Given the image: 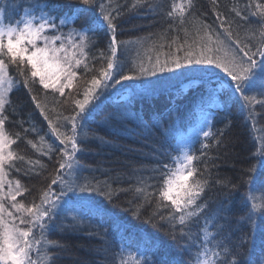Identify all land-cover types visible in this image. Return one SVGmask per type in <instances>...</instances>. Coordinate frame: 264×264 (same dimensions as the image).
Returning <instances> with one entry per match:
<instances>
[{
	"label": "trees",
	"instance_id": "obj_1",
	"mask_svg": "<svg viewBox=\"0 0 264 264\" xmlns=\"http://www.w3.org/2000/svg\"><path fill=\"white\" fill-rule=\"evenodd\" d=\"M37 2L0 0V8L7 4L6 16L14 22ZM47 3L49 8L57 6L53 13L56 16L71 13L82 6L75 0H47ZM98 3H107V0H98ZM132 3L133 0H111L110 7L119 6L120 12L114 21L117 41L151 38L157 44H164L163 49H158L164 58L173 37L180 36V43H183L184 33L179 31L181 27L193 32L194 19L204 21L211 25L212 30L222 32L216 13L234 22L235 27L244 24L233 11L236 9L241 15L249 17L248 24L256 26L258 18L250 13L256 11V4L264 5V0H193V7L183 26L178 19L166 15L172 0H151L154 6L151 11L147 5L131 8ZM156 5L160 7L156 8ZM96 12V6H91L72 25L77 29L90 28ZM240 31V38L243 39V28ZM161 34L164 35L163 40L160 39ZM89 36L92 43L85 49L88 56L84 60L88 67L85 69L82 64L76 68L77 77L73 86L65 88L63 95L55 89L45 90L38 83H32V91H29L15 68L9 65V75L19 83L9 93L11 104L6 106L8 121L5 127L13 139L14 134H19L20 138L11 149L24 159L15 161L19 171L10 170L8 179L19 180L28 189L20 196L26 204L39 202L41 191L50 184L59 168L63 159L61 149L64 147L51 134L50 126L32 96L35 95L45 105L50 118L55 119L57 113L65 117L74 113L73 101L83 98L82 93L92 76H98L99 69L106 66L100 53L108 54L109 34L97 30L90 32ZM175 47L171 45V50L175 51ZM136 51L135 43L128 45L126 50L120 48L118 55L126 68L131 66L130 61L135 59ZM177 54L183 55V52ZM208 68H212V73L203 71ZM191 80L193 83L184 89L182 84ZM229 80L226 73L214 66L185 65L173 72L122 81L100 90L99 99L88 106L91 115L86 113L87 118L82 122L81 131L87 138L83 142L77 140L82 151L76 153L74 175L80 182L107 180L113 190V199L108 201L98 193L85 194L92 197L101 212L86 219L75 230L67 227L72 223L70 218L65 219L63 214L55 218L54 227L47 233L48 239L62 245L48 249L55 257L54 264H120L119 254L122 251L125 257L131 252L149 264L152 260L155 264H161L165 257L175 264H195L198 250H203L205 232L210 234L208 247L219 253L217 264H231L232 260L243 259L249 253L256 264H264V218L259 211H253L255 231L246 219L253 202L264 203V167L261 158L256 155V149L264 142V106L255 105L254 116L250 117L238 102L229 99ZM221 82L226 85L222 92L223 107L215 110L212 135L207 140L203 136H191L188 145L178 142L179 137L198 122L200 113L210 106L215 89ZM141 84L151 87L145 92H138L137 87ZM127 88H132L134 92L130 100H117ZM61 131L70 134V123L64 122ZM41 137L44 138L43 142ZM98 137H102L104 142ZM33 143L36 144L35 148L32 147ZM204 144L208 147L204 148ZM48 145L54 150L49 152ZM186 149L199 157L193 164L207 184L197 200L204 210L185 228L191 239L186 238L176 244L167 235L168 222L159 220L155 215L167 216L171 209L157 208L156 201L163 180L162 166L175 167L172 157ZM253 167L255 171L249 172ZM138 178H144L145 183L151 185L147 191L155 193L150 197V203L135 190L143 187L138 184ZM52 187L59 191L58 185ZM149 219L152 223L148 222ZM62 224L65 225L63 230L60 229ZM154 242L161 245L155 252L152 250ZM225 248L231 254L225 253Z\"/></svg>",
	"mask_w": 264,
	"mask_h": 264
},
{
	"label": "snow or ice",
	"instance_id": "obj_2",
	"mask_svg": "<svg viewBox=\"0 0 264 264\" xmlns=\"http://www.w3.org/2000/svg\"><path fill=\"white\" fill-rule=\"evenodd\" d=\"M75 2L82 6L73 9L71 13L66 12L63 16H56L53 13L57 6L49 8L47 0H38L14 22L6 16L7 4L0 8V264H54L55 257L48 249L62 245L58 241L48 239L47 233L54 227L55 218L61 214L65 219L70 218L72 223L67 227L75 230L86 219L101 212V209L93 203L92 197L85 194L98 193L108 201L113 199V190L107 180L80 182L74 175L77 164L76 153L82 151L77 140L81 139L83 142V139L87 138L81 131L82 122L87 118L86 113L91 115L88 106L99 99L101 89H107L122 81L173 72L185 65H209L227 74L230 78L229 99L238 102L250 117L254 116L255 105L264 106V5L256 4V11L250 13L251 16L258 18L256 26L248 24L249 17L241 15L236 9L233 11L244 21V24H237L235 27H233L234 22L228 21L219 12L216 13L222 32L212 30L211 25L194 19L193 32L181 27L179 31L184 33L183 43H180V36L173 37L169 52L162 58L158 49H163L164 44H157V41L151 38L117 41V25L114 21L120 12L119 6L110 7L111 0H107V3H98V0H75ZM143 5H147L150 11L154 8L151 0H133L131 8ZM91 6H96L97 12L90 28L72 27L67 34L60 31L65 26L74 24L81 14L91 9ZM192 7L193 0H179V2L172 0L166 15L178 19L179 24L183 26ZM242 28L243 39L240 38ZM49 30L57 34L46 35ZM97 30H104L110 36L108 54L100 53V58L106 61V66L99 69L98 76H92L82 93L83 98L73 101L74 113L67 117L57 113L55 119L50 118L45 111V105L35 95L32 96L36 107L50 126L51 134L64 147L61 149L63 159L59 163V168L51 178L50 184L41 191L39 202L26 206L23 202H18L17 197L28 189L24 188L19 180L7 179L10 170L19 171L15 167V161L24 159L11 150V146L20 138L19 134H14L15 139H13L5 127L8 121L6 106L11 104L9 93L14 87H18L19 83L9 75V65L15 68L23 85L29 91H32L30 87L32 83H38L45 90L55 89L63 95L65 88H71L77 77L74 68L83 64L87 69L84 60L88 53L85 49L92 43L89 33H95ZM160 39H164L163 34ZM57 41L60 42L59 46ZM133 43L137 46L136 57L130 61L131 66L126 68L118 52L121 47L126 50L127 46ZM173 44L176 45L175 51L171 50ZM181 51L183 55H178L177 53ZM203 71L212 73V68ZM62 76L65 78L63 83H61ZM258 96L261 99H257ZM224 103L226 104L227 101ZM64 122L70 123V134L61 131ZM208 127V131L202 132L205 140L212 135L211 125ZM40 139L43 142L44 138ZM98 139L104 142L102 137ZM32 147L35 148L36 144L33 143ZM203 147L207 148L208 145L204 144ZM53 150L52 146L48 145V151ZM256 155L261 158V165L264 167V142L256 149ZM198 159L199 157L194 153L183 151L172 157L175 167L167 164L162 166L163 180L158 188L159 199L156 204L157 208L171 210L167 216L159 213L155 215H158L159 220L168 222L167 235L176 244L186 238L191 239L190 233L185 232V228L204 210V206L198 204L197 200L204 191L207 180L200 178L198 169L193 164V161ZM252 171H255L254 167L249 169V172ZM6 184L8 190L5 192L3 189ZM138 184L143 187H137L136 192L143 194L145 201L150 203V197L155 195L147 191L151 185H147L144 178H138ZM53 185L59 186L58 192L52 187ZM76 193L80 195L74 196L73 194ZM165 201L170 203H164ZM245 203H248L247 197ZM253 211H259L264 218V203L253 202L246 217L255 231ZM148 222L152 223V220L149 219ZM64 227L65 225H60L61 230ZM209 238L210 234L205 232L202 241L203 250H198L194 258L195 264H217L219 253L208 247ZM160 247L159 242H154L153 252L158 251ZM223 250L231 254L229 249ZM119 255L120 264H149L148 261L143 258L138 259L131 252L127 253L126 257L123 251ZM34 256L37 258L34 259ZM250 256L249 253V256L243 259L232 260L231 264H256ZM151 264H155V261L152 260ZM161 264H175V262L167 261L165 257L162 258Z\"/></svg>",
	"mask_w": 264,
	"mask_h": 264
},
{
	"label": "rangeland",
	"instance_id": "obj_3",
	"mask_svg": "<svg viewBox=\"0 0 264 264\" xmlns=\"http://www.w3.org/2000/svg\"><path fill=\"white\" fill-rule=\"evenodd\" d=\"M58 23V21H57ZM74 27L73 25H68V26H65L64 28H62L60 31L67 34V32L69 31L70 28ZM46 35H56L57 33L56 32H53L51 30H49L47 33H45ZM59 41H57V46H59ZM76 70V68H74V71ZM65 82V78L62 76L61 77V83ZM150 85L149 84H141L140 86L137 87V91L138 92H145L146 90H149L150 89ZM225 87V84L224 82L221 83V85L218 87V89H216V94H215V97H214V100H213V108H218L220 106H222V93L221 91L224 89ZM133 94V91L132 90H129V92H127V94H125V98H129L131 97V95ZM212 117H213V112L209 109L208 111H205L201 117H200V120H198V126H196L195 128L191 129L189 131V133L187 134V137H182L180 139V141H184V143H187V144H184V145H188V141H189V137L190 135L194 134L195 136H203L202 135V132L203 131H208L209 130V125H211V120H212ZM12 150V149H11ZM184 151H190L189 149H186ZM8 179V177H7ZM5 192L8 190V185L6 184L4 186V189H3ZM17 201L18 202H23L26 206H30V204H26L21 198L20 196L17 197ZM198 203V201H197ZM199 204V203H198Z\"/></svg>",
	"mask_w": 264,
	"mask_h": 264
},
{
	"label": "bare ground",
	"instance_id": "obj_4",
	"mask_svg": "<svg viewBox=\"0 0 264 264\" xmlns=\"http://www.w3.org/2000/svg\"><path fill=\"white\" fill-rule=\"evenodd\" d=\"M186 83V82H185ZM185 83L182 84V87L185 85ZM140 86V85H139ZM130 100V99H129Z\"/></svg>",
	"mask_w": 264,
	"mask_h": 264
}]
</instances>
